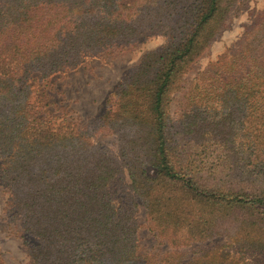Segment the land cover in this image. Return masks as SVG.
<instances>
[{
	"label": "trees",
	"instance_id": "1",
	"mask_svg": "<svg viewBox=\"0 0 264 264\" xmlns=\"http://www.w3.org/2000/svg\"><path fill=\"white\" fill-rule=\"evenodd\" d=\"M248 2L0 0V177L31 264H264V8L186 77ZM154 34L87 124L44 110L36 83Z\"/></svg>",
	"mask_w": 264,
	"mask_h": 264
},
{
	"label": "rangeland",
	"instance_id": "2",
	"mask_svg": "<svg viewBox=\"0 0 264 264\" xmlns=\"http://www.w3.org/2000/svg\"><path fill=\"white\" fill-rule=\"evenodd\" d=\"M263 8L264 0H249L246 8L232 17L228 28L204 53L186 77L188 79L194 77L198 70L203 69L209 61L215 60L226 49H235L246 27ZM164 42L165 39L161 35H148L133 45L113 47L99 56L88 57L76 70L54 75L44 85L40 86L36 83L37 89L46 93L44 110L52 114L68 113L69 117L77 120L79 124H87L89 117L101 112L105 99L112 93L122 75L133 68L145 52L159 48ZM174 107L175 105L173 109ZM95 141L117 153L118 143L115 135L98 133ZM127 183H129L127 177L123 181H116L115 188L118 189L119 194L123 195V191L128 190L125 187ZM7 196L0 177V262L31 264L24 245L26 236H23L22 228L18 222H12L4 211ZM146 219L144 208L139 207L137 221L141 225L139 237L142 253L152 251L161 254L168 248L164 242L166 240L149 230Z\"/></svg>",
	"mask_w": 264,
	"mask_h": 264
}]
</instances>
